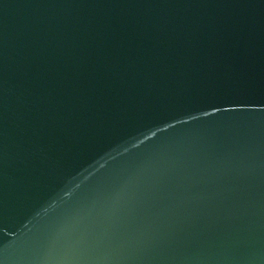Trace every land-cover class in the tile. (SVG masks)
I'll return each instance as SVG.
<instances>
[{
    "label": "water",
    "instance_id": "1",
    "mask_svg": "<svg viewBox=\"0 0 264 264\" xmlns=\"http://www.w3.org/2000/svg\"><path fill=\"white\" fill-rule=\"evenodd\" d=\"M0 264H264V0H0Z\"/></svg>",
    "mask_w": 264,
    "mask_h": 264
}]
</instances>
